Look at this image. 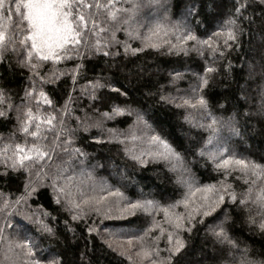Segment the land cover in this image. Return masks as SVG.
I'll return each instance as SVG.
<instances>
[{
	"label": "snow or ice",
	"instance_id": "6c2138e0",
	"mask_svg": "<svg viewBox=\"0 0 264 264\" xmlns=\"http://www.w3.org/2000/svg\"><path fill=\"white\" fill-rule=\"evenodd\" d=\"M209 26L214 30L209 32ZM201 29L206 35H198ZM133 40L139 46L133 47ZM245 45L241 84L228 54ZM163 48L169 55L195 52L204 60L183 95H165L162 88L158 95L145 83L152 69L140 54ZM16 75L24 85L14 92L8 82ZM182 79L184 73L170 70V85ZM233 84L234 103L215 94L216 87L227 92ZM157 95L158 104L184 110V143L174 147L145 118L143 106L132 107ZM89 112L99 119L94 121ZM125 115L136 117L140 135L131 131L133 126L128 134L108 129L103 138L91 137L94 143L125 145V157L136 165L163 162L169 182L184 192L164 202L163 194L158 201L132 200L119 188L107 192L118 198L120 218L142 212L152 220L136 229L139 235L128 236L127 249L109 239L102 243L131 260L135 241L138 264H264L237 235L247 229L264 238V151L255 158L237 151L252 140L253 120L264 130V0H0V121L12 123L7 135L0 134V181L15 180L21 190L14 197L0 191V264H69L67 253L73 250L71 264H77L75 255L85 264L87 251L76 248L85 237L77 235L72 223L83 222L88 234L100 236L86 218L101 214L107 200L88 195L84 182L68 175L76 166L83 172L90 159L78 133ZM129 140L142 146L130 148ZM188 155L206 159L220 179L197 186ZM116 174L123 177L124 170L118 168ZM230 179L246 187L238 193ZM42 190L56 215L40 205L31 208L29 201ZM180 207L183 211H176ZM158 212L162 221L153 215ZM61 215L62 228L56 224ZM205 224L204 242L196 247L194 236Z\"/></svg>",
	"mask_w": 264,
	"mask_h": 264
},
{
	"label": "trees",
	"instance_id": "16d2710c",
	"mask_svg": "<svg viewBox=\"0 0 264 264\" xmlns=\"http://www.w3.org/2000/svg\"><path fill=\"white\" fill-rule=\"evenodd\" d=\"M212 30H214V28L209 26V32ZM198 35L204 36L206 33L201 29ZM118 36L120 39L126 38L123 33H119ZM169 38L175 42L174 37ZM130 43L133 47H137L140 41L133 40L130 41ZM246 50L247 45H245L243 50L232 51L228 54L235 68L234 74L241 84L243 80L240 79V69L244 61L240 58L244 57ZM139 59L152 69V72L148 73L145 77V83H148L151 90L157 92L158 95L161 88L165 95H183L185 91L189 89V86L194 83L192 73L202 71V66L204 64V60L195 52H190L187 56L183 54L169 55L167 54V48L161 49L160 52L146 49L145 53L140 54ZM172 69L184 73V79L177 81L175 86L169 84V72ZM98 70L99 66L97 65V71ZM153 73L155 74L153 75ZM89 75L91 76L93 73H89ZM83 82L84 81H81V83ZM124 83L127 84V81L125 80ZM23 85L24 81L19 75L11 77L8 82V87L14 92L21 90ZM133 87H140V85L137 84ZM253 87H255V85H253ZM236 88L237 86L233 84L231 90L227 92L220 87H216L214 91L224 102L227 103L231 101L234 103L237 95ZM178 89L179 92L177 91ZM106 91L107 90H105V92ZM158 95L156 99L148 98L147 100H142L141 104H132V107L141 108V106H143V109H146L147 112L145 118L149 120V123L152 124L155 131L160 133L163 138L167 139L168 142L175 147L177 143H184L182 129H187V125H184L182 120L184 110L176 109L171 105L158 104L156 102V100H158ZM133 97L139 99V92L133 91ZM14 99L16 98L14 97ZM123 100V97L119 98L120 102H123ZM16 102L19 103L18 100H16ZM87 103L88 101L85 98L82 104L86 105ZM100 110L103 111L106 109L101 108ZM76 114L83 115L79 112ZM88 114L94 121L99 119L98 113L93 114L89 112ZM225 115H227V113H225ZM150 117H155V119H150ZM135 119L136 117L134 115L118 116L112 120H105L102 128L98 129L94 127L89 129L88 132L80 131L78 133V136L84 137V140L80 141V143L87 145L86 150L90 154V159L86 161L87 166L83 168V172H81L80 166H76L75 172L69 171L68 175L73 177L76 183L83 181L84 184L82 187L88 195L105 196L107 200V203L102 206L101 214L97 215L96 213H92L86 218L87 223L95 227L101 234L100 236H97L95 232L88 234L84 230L83 222L72 223V226L76 228L77 235L79 236V234L83 233L85 237V239L78 240L76 244V248L81 252L87 251V255L84 257L85 264H88L89 260L92 261V264H138V258L135 255V241L128 253V255L132 256L131 260H129L127 256H121L117 252H113L105 246L102 241L104 239H109L110 242L115 241L117 245H122L123 248L127 249L129 248L127 243L128 236L132 233L139 235L140 233L136 231V229L142 230L148 227L152 220V217H148L142 212L137 213L136 217H128L126 219L120 218V213L117 211L116 207L118 198L115 196H107V192L119 188L125 196L132 200L137 198H154L158 201L161 200V194H163L162 202L179 199L184 192L182 187L169 182L167 176L170 175V173H167L163 162H149L143 166L136 165L133 161L125 157L123 152L125 145L115 141L112 143L96 144L91 139V137L94 136L103 138L107 135L108 129H114L118 133L128 134L130 131L129 126H133L131 131L135 132L136 135H140V127L134 125ZM252 123L255 130L254 133H252V140L237 148V151L245 156L252 155V158H255V154L264 151V130L261 129L260 125H258L255 120H253ZM160 124H163V129L159 126ZM71 126L75 127L74 121L71 122ZM11 127V122L5 124L0 121V134L7 135ZM133 143L136 144L137 148L142 146L139 141L133 142L129 140L127 141L128 147L131 148ZM245 149H247V151H245ZM187 161L197 186L211 184L220 179V175L213 170L212 164L207 162L206 159L188 155ZM118 168L124 170L123 177L116 174ZM89 173L91 174L90 177ZM229 182L234 184L238 193L246 187L242 181H233L230 179ZM101 187H104L106 191L101 192ZM93 188H95V191H93ZM0 191H3L10 197H14L15 195H19L21 190L18 187V183L10 179L6 185L3 181H0ZM29 204L33 210L37 208V205H40L42 209L56 215V212L53 211L55 206L50 202L47 192H43L39 197H34L29 201ZM105 211L109 213L111 218L104 215ZM176 211H183V208H177ZM65 215H61L56 222L58 227H63ZM153 215L156 220L162 221V212L153 213ZM15 219L19 218L16 217ZM207 219L208 223H211V219ZM129 220H131L132 223H129ZM206 228L207 224L199 226V234L194 236L196 247L202 246ZM108 233L114 235L109 237ZM237 235H239L244 243L248 244L249 247L253 249V255L256 259L264 258V256L259 255L260 253H264V238L259 235H253V233L249 232L247 229H243L241 232H238ZM85 241H87V250L85 249ZM160 246L164 247L163 243H161ZM74 252L75 250L67 253L69 264H71ZM75 259L77 264H79L80 256L75 255Z\"/></svg>",
	"mask_w": 264,
	"mask_h": 264
}]
</instances>
